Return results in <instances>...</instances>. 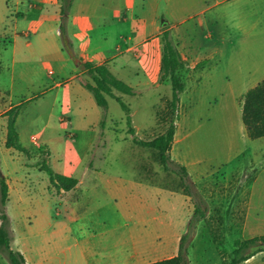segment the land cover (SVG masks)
Returning a JSON list of instances; mask_svg holds the SVG:
<instances>
[{
	"label": "rangeland",
	"instance_id": "1",
	"mask_svg": "<svg viewBox=\"0 0 264 264\" xmlns=\"http://www.w3.org/2000/svg\"><path fill=\"white\" fill-rule=\"evenodd\" d=\"M55 1L59 0L45 3L0 0V122L7 126L11 118V114H7L9 108L22 104L15 117V128L19 143L27 150H2L0 159L1 166L7 165L10 174L22 170L19 182L23 189H12L4 207L11 247L24 253L27 259L30 251L37 252L35 239L42 238V246L49 247L45 238L46 209L48 203L59 199L49 194V182H54L43 170L47 167L53 173L81 180L78 188L63 200V207L52 204V216L57 218L54 229L59 230L61 224L67 226L68 238L62 239L70 248V258L76 254V238L87 236L92 230L102 232L97 240L100 245H95L103 251L99 250V255L109 252L106 244L119 235L136 236L140 229L142 262L173 254L171 249L164 250L173 247L174 234L186 232L189 222L182 220L184 214L190 217L193 200L184 196L178 173L163 170L153 150L133 142V137L148 140L164 132L173 119L175 133L169 165L187 167L196 183L195 201L201 208L208 201L207 215L196 222L186 242L188 264H225L235 239L264 234V223L240 222L233 220L236 215L221 214L222 209L237 210L236 206L221 204V170L237 165L228 161L238 150L247 161L242 164H251L242 139L243 94L230 92L218 73L210 77L217 83L208 85V58L193 66L186 62L179 72L184 89L178 94L179 101L172 116L169 108L172 87L167 77L159 79L157 55L144 70L130 61L120 69L116 66L110 69L104 62L111 73L133 89L132 95L114 91L129 107L134 133H128L126 113L120 104L108 96L105 108L96 104L83 85L92 80L82 67V59L76 54L71 57L70 47L66 45L71 42L72 31L67 15L78 8L79 0L63 3L66 15L62 18L63 32L58 28L62 5L60 2L56 6ZM258 3V0H169L161 7L160 22L179 28L201 56L208 54V42L213 44L215 53L210 62H214L222 54L217 43L223 37L236 41L253 38L228 31L225 24L253 19L258 14ZM73 32V38L82 41V34ZM159 44L153 46L155 53L161 48L162 40ZM126 52L137 61L144 56L145 49L123 37L115 54ZM93 122L96 124L85 131V124ZM30 134L36 139H29ZM15 181L11 179L10 184L13 186ZM137 183H146L150 189ZM162 192L164 206L157 200ZM207 194L208 200L204 199ZM56 208L60 213L54 215ZM178 211L182 216L177 215ZM99 216H108L111 221L99 225ZM128 216L142 218L141 226L136 227L131 219L129 226H124ZM95 225L97 229H93ZM62 239L57 238L59 243ZM2 257L5 264H9ZM45 263L56 264L57 260ZM239 264H264V250Z\"/></svg>",
	"mask_w": 264,
	"mask_h": 264
},
{
	"label": "crops",
	"instance_id": "2",
	"mask_svg": "<svg viewBox=\"0 0 264 264\" xmlns=\"http://www.w3.org/2000/svg\"><path fill=\"white\" fill-rule=\"evenodd\" d=\"M168 1L169 0H79L78 8L67 15V21L72 24V28H70L72 30L70 33L71 38L70 36L67 37L70 38L71 42L66 44L67 47H70L68 50L71 57L73 54H76L78 58L82 59L81 62H105L110 69L112 66H116L120 69L123 67L124 63L130 61L133 63V66L137 65L141 70H144L148 68L151 59L155 55H157V63H160L162 45L161 48H159L158 53H155L153 46L157 44L160 45L159 42L161 40L160 34L162 27L167 26V24H162L160 22V16L161 7L163 4L168 3ZM258 1L259 7L256 17L253 19L243 18L236 22L233 21L225 24L228 31H237L244 36L253 38L249 41H236L223 37L220 42L217 43V46L219 45L221 48L222 54H220L219 58L215 59L214 62H210L214 57L213 53H215L212 46L213 44L208 42V54L201 56L196 47L185 40L179 28L173 25L167 26L170 31V35L176 42L181 57L185 60V62H189V64L193 66L197 63L204 62L205 59L208 58V85H214L217 83L216 81L212 82L210 77L211 74L215 73L217 75L218 73L220 74L219 76L222 78L225 87L230 88V92L242 95L249 88L255 86L264 79V0ZM40 2L45 3L50 2V0H40ZM60 2V0L55 1L53 4L59 6ZM54 13L55 15H53V18L56 19V12ZM22 14V16H24V12ZM134 22H136L135 25L133 24ZM73 31H78L82 34V41H77L76 38H73ZM123 37L126 38L129 43H132V45L143 47V49H145L144 56L136 61V59L131 56L130 52L115 54V48L119 46V41L122 40ZM208 37H212V35L208 34ZM242 50L244 51L243 54L241 53ZM136 62H138V64ZM95 124L96 122L85 124L87 128L85 131H88L90 127ZM17 134L19 141L18 131ZM31 135L33 134L29 135V139ZM5 137L6 125L4 126V123L1 121L0 159L2 156V150L5 152L15 150L5 146ZM242 139L250 154L249 159L251 164H242L243 161H247L244 159L243 152L238 150L236 151V156H233L232 160L228 161L229 163L236 162L237 165H228L226 168L221 170V204L225 206L237 207L236 211H232V209L230 211L222 209L221 214L236 215L237 217L233 218V220L240 222L253 221L264 223V136L254 139L250 138L243 125ZM10 155L11 154L9 153L8 156L11 157ZM185 168L191 181L196 186L195 181H193L190 176L188 168ZM4 171H6V173ZM91 171L95 172V170ZM21 174L22 170H16L14 175L10 174L8 166L6 165L5 167H2L0 163V175L1 178H3L2 176L5 177L4 179L8 186V195L12 189L17 187L23 189L21 187L22 183L19 182ZM11 179L16 180L13 186L10 184ZM53 182L54 183H51V181L49 182L48 187L51 186V189H48V191L52 197L55 196L54 198L59 200L57 202L55 201V203H48L46 209V218L48 219V223L45 238L46 244H49V247L46 246V249V247L42 246V238L35 239L34 245L35 251L37 252L33 253V251H30L29 258L27 259L25 254L20 251L24 256L26 264H44L46 261L48 262L55 259L57 260L56 264L147 263L142 262V256H140L143 247L141 229L139 234L136 236H133L130 233L125 236L119 235L115 238V240L107 243L105 248L108 249L109 252H106L104 256L99 255V253L103 252L102 249L100 250L95 246L100 245V242L97 240L102 232L99 233L97 232L98 230H92V232L87 234V236L82 235L81 237L76 238V254L74 257L72 256V258H70V248L68 244H64L62 239L68 238L67 226H63V224H61L59 230L54 229L57 218H53L52 216V204L63 207V200L66 196H68V194L78 188L81 184V180L77 179L76 185L71 189H65L57 182ZM137 184L145 187L146 189H150V186L146 183ZM184 194L187 199L192 200L191 196L185 192ZM149 196L150 195L147 193V197ZM205 198L208 200V194L204 197V199ZM157 200H159L160 206L165 205L163 192L157 196ZM207 202L205 201V207L203 208L205 216L208 213ZM192 205L194 206L193 203ZM191 211L192 213L190 217L188 218L186 217L187 214H184L182 221H188L192 217L194 208L193 210L191 209ZM65 212H67V209ZM162 212H165L163 208ZM58 213H60V211L56 208L54 215ZM177 215L182 216L181 211H178ZM127 219L128 220H124L123 222L124 226H129V223H131L130 219L134 222L136 227L141 226L140 224L143 222V219L140 217L136 218L128 216ZM110 221L111 218L108 216H99L97 223L104 226ZM93 227V229H97L96 225ZM39 233L41 234L40 231ZM180 236L181 235L179 233L174 234L173 247L164 250L165 252L170 251V249L171 251H174V253L170 256L177 253ZM57 238L62 239L60 243ZM101 241H103V238H101ZM154 250L156 251V249ZM38 255L41 256L38 257ZM0 264H5L4 258L1 254Z\"/></svg>",
	"mask_w": 264,
	"mask_h": 264
},
{
	"label": "trees",
	"instance_id": "3",
	"mask_svg": "<svg viewBox=\"0 0 264 264\" xmlns=\"http://www.w3.org/2000/svg\"><path fill=\"white\" fill-rule=\"evenodd\" d=\"M70 2L69 0H61V11L59 30L63 32L62 18H65V10L63 3ZM64 35V33H63ZM161 58L159 65V79L168 78L172 87V98L169 101V108L172 116L179 101L178 94L183 91L184 83L180 78V71L185 67L186 62L181 57L176 42L172 39L167 26H163L161 30ZM84 71L89 75L92 83L83 84L88 89L96 104L101 107H106V96L114 98L126 113V124L128 125V133L133 134L134 129L131 125V117L129 115V107L119 96L114 94V91L122 94L132 95L133 89L123 80L117 78L108 66L104 63H96L93 61L82 62ZM21 103L15 104L9 108L7 114H11L6 126L5 146L13 148L19 152L27 150L19 143L18 134L15 128V117L19 113ZM241 120L246 130L247 135L254 139L264 136V79L255 86L249 88L241 97ZM175 133L174 120L171 119L164 132L154 136L148 140L138 139L133 137V142L149 148L155 152L156 160L160 166L166 171L171 170L178 173L183 191L191 196L194 204V213L188 220V227L185 233L180 236L177 253L173 256L147 262L144 264H188L187 260V239L193 226L200 219L204 218V209L195 201L198 192L195 189V184L191 181L187 174L186 168L183 165H175L172 168L169 165L170 149ZM53 181L57 182L63 188L68 189L73 187L77 179L71 176H66L58 173H53L51 169L43 168ZM69 184V185H66ZM8 200V186L4 178H0V254L4 256L9 264H26L22 253L11 247V233L7 228V216L5 214V203ZM264 250V234L256 235L247 239H235L233 241V249L231 256L225 264H239L256 252Z\"/></svg>",
	"mask_w": 264,
	"mask_h": 264
},
{
	"label": "built area",
	"instance_id": "4",
	"mask_svg": "<svg viewBox=\"0 0 264 264\" xmlns=\"http://www.w3.org/2000/svg\"><path fill=\"white\" fill-rule=\"evenodd\" d=\"M30 138H31V139H33V140H35V139H36L34 135H31V137H30Z\"/></svg>",
	"mask_w": 264,
	"mask_h": 264
},
{
	"label": "water",
	"instance_id": "5",
	"mask_svg": "<svg viewBox=\"0 0 264 264\" xmlns=\"http://www.w3.org/2000/svg\"><path fill=\"white\" fill-rule=\"evenodd\" d=\"M0 178H1V175H0Z\"/></svg>",
	"mask_w": 264,
	"mask_h": 264
}]
</instances>
